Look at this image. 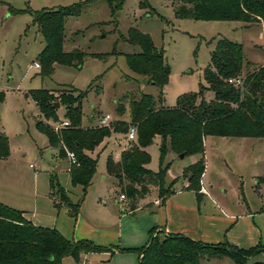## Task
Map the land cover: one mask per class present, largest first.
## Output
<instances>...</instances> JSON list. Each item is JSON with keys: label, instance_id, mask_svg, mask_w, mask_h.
<instances>
[{"label": "rangeland", "instance_id": "obj_1", "mask_svg": "<svg viewBox=\"0 0 264 264\" xmlns=\"http://www.w3.org/2000/svg\"><path fill=\"white\" fill-rule=\"evenodd\" d=\"M79 1L88 0H0V91L4 93V100L0 103V133L7 137L10 151L8 160H0V181L12 169L15 176L29 183L37 176L38 182L47 188L53 177L72 198L80 195V186L70 184L65 170L66 161L57 157L54 146L46 147L45 135L35 128L36 121L40 119L52 128L65 120V106L59 104L55 107L58 120H46L27 95L29 90L65 91L71 87L78 91L87 90L80 101L83 126L96 124L105 114L110 115V121L105 126L113 128L117 121L129 124L131 98L138 97L142 92L159 95V89L149 83L146 76L132 71L127 65L125 55L140 52L138 45L127 41L131 27L151 37L154 45L162 50L164 62L169 66L168 82L162 89L164 106H174L178 95L195 92L205 84L203 70L209 65L211 51L220 36L242 44L250 65L244 68L241 76L264 61V37L256 25L260 21L245 27L240 21L179 18L175 16L174 5L168 0H147L146 8L140 7L142 0H124L112 15L106 0L88 4L90 0L78 16L67 17L64 23L63 49L70 51L78 48L88 53L83 63L79 67L55 64L52 74L43 77L40 69L31 67L44 46L31 13ZM91 53H104L105 56L95 58ZM204 97L209 100L213 93L206 91ZM118 103L123 105L122 113L117 111ZM126 133L112 131L102 145L91 151V156L97 160L93 175L96 186L107 184L111 187L109 202L123 213L130 214L133 211L131 199L116 202L122 192L121 186L114 176L106 174V158L122 148L127 141ZM160 143L161 139L156 136L145 148L150 155L146 167L153 172L160 168ZM203 154L204 161L208 163V169L206 171L205 168L203 174L208 195L203 202L207 199L213 203L208 206H217L216 209L221 208L223 213L234 212L235 216L250 210L256 214L254 220L264 232V210L256 213L264 206V181H259L260 177H264V137L207 135ZM194 155L180 158L167 150L161 165L165 169L164 180L173 182L180 176L176 186L182 185L181 172L191 163ZM104 176H107L105 181L102 180ZM150 187L151 191L144 196L143 202H152L156 190L158 196V188ZM119 243L118 240L115 242ZM85 258L89 264H137V253L133 251L115 252L113 255L93 253ZM82 260L83 257L78 264ZM256 261L264 264V252L252 255L245 264ZM202 264L233 263L229 258L222 257L209 261L204 258Z\"/></svg>", "mask_w": 264, "mask_h": 264}, {"label": "trees", "instance_id": "obj_2", "mask_svg": "<svg viewBox=\"0 0 264 264\" xmlns=\"http://www.w3.org/2000/svg\"><path fill=\"white\" fill-rule=\"evenodd\" d=\"M88 1H79L57 9H42L32 12L33 23L41 34L44 46L37 54L40 74L50 76L55 64L80 66L88 53L75 48L63 49L64 23L69 16H78ZM113 15L124 0H106ZM174 5L179 18L194 20H222L252 23L260 21L264 32L263 0H168ZM147 7V0L139 3ZM18 12V11H16ZM127 41L138 45L140 52L126 54L128 67L149 80L159 89V95L141 93L130 100V123L136 125V140L130 141L115 161L106 158V171L113 175L121 186V193L132 201L148 192L150 186L158 188L162 200L170 193V186L164 187L165 169L161 167L167 150L184 156L199 154L200 158L185 167L182 175L187 178L186 189L192 190L198 200L201 193V176L205 161L204 137H264V64L246 73L242 89L228 79L242 75L250 65L241 43L224 36L216 39L210 54L209 65L203 70L205 84L195 92H186L176 98L174 106L163 105L162 89L168 82L169 66L164 62L163 52L158 49L148 34L131 27ZM95 58H104V53H91ZM242 77V76H241ZM212 92L206 100L204 93ZM77 92V93H76ZM76 93V94H75ZM87 93L69 88L53 91L45 88L31 89L27 95L35 102L38 111L46 120L57 119L55 103L65 106V120L69 125L58 132L43 119L35 127L46 135L50 145H59L61 156L66 151L74 153L69 177L71 185L82 186V197L72 203L63 189L50 179L51 195L57 193L59 200L67 206L72 217L77 215L81 200L96 171L97 160L87 152L93 151L112 131L126 133L129 124L117 121L110 126L82 127L81 98ZM4 93L0 91V103ZM117 111L122 113L123 105L118 103ZM158 136L160 143V168L153 172L146 167L150 155L145 148ZM8 139L0 133V159L9 156ZM153 228L147 243L135 249L140 255L139 264H199L204 258H229L233 264H245L247 259L264 251L260 244L250 248L224 244H206L180 234H167L159 238ZM118 249V248H116ZM120 250H128L119 248ZM111 251L109 247L97 245L90 240H73L64 237L54 228L32 224L22 212L0 202V264H61L65 256L79 261L81 254ZM250 264H262L253 262Z\"/></svg>", "mask_w": 264, "mask_h": 264}, {"label": "crops", "instance_id": "obj_3", "mask_svg": "<svg viewBox=\"0 0 264 264\" xmlns=\"http://www.w3.org/2000/svg\"><path fill=\"white\" fill-rule=\"evenodd\" d=\"M94 1L96 0H91L88 4ZM249 24L244 23L243 26H250ZM256 25L258 28L260 27V34L264 37L262 23L257 22ZM263 64L264 61L260 63V65ZM89 126H98V122ZM89 126L82 125V127ZM37 131L40 132L39 130ZM105 139L106 138H104L99 145H102ZM126 139L127 141L123 143L121 149L117 150L114 155L109 154L108 156H111L117 161L121 151L127 148L130 143L127 137ZM205 140L206 136L204 137L203 143ZM46 141V147L54 146L57 150V157L66 161L65 170L68 173L70 182V161L67 156L64 157L60 155L59 145H50L47 137ZM87 153L91 156V152ZM9 157L10 153L7 158L0 160H8ZM192 157L193 159L189 165L196 162L200 158V155L195 154ZM205 168L207 171V160H205ZM204 172L202 173L200 181L202 193L200 200H198L196 194L192 190L186 189L188 184L186 177L183 176L184 183H182V185L176 186L178 178L180 177L177 176L175 179L171 178L174 179L173 182L171 180H164V187L170 186V193L165 196L161 204V198L157 196V190L156 197L152 202H143L144 196L151 191V187H149L146 194L137 196L134 201L131 200L134 207L131 208L133 211L129 212L130 214L123 213L122 210H118L116 205L111 204L108 196V191L111 187L107 184H105V186H96L92 177L91 183L87 187L85 195L81 200L77 215L72 217L64 202L59 200V195L57 193H54L57 198L55 200L52 199L50 180L48 188L38 182L37 176L33 177L32 183H29L23 178L15 176L14 170L12 169L10 174L4 173L5 176L1 178L0 202L19 210L26 220L36 226L54 228L66 238L75 241L86 239L97 245L109 247L111 249V251L83 253L80 259L83 257L84 260H87L85 257L93 253L113 255L115 252L133 251L137 253V264H139L140 255L135 249L147 243L153 228H155L154 230L158 235L180 234L206 244H224L228 241V244L231 243L230 245L243 249L256 246L257 244L264 247V232L262 227L258 223L256 224L254 220L256 214H253L249 210L246 214H238L235 216V214H233L234 212L223 213L221 208L216 209L218 208L217 206H208V204L212 205L213 203L211 204V201L208 202L207 199L203 202V199L205 200L208 195V191L203 184ZM106 174L113 176L107 172ZM51 178L53 179V177ZM106 179L107 176L102 177L103 181ZM259 181L263 182L264 177H260ZM53 182L63 189L65 196L70 202L76 203L82 197L81 185H79L81 191L80 195L76 198H72L70 193L66 191L57 180L53 179ZM155 189H157V187H155ZM126 199L129 198L127 196L124 200H120L119 198L116 202L125 201ZM263 210L264 206L260 207L256 213L262 212ZM242 221L243 223L240 224ZM250 222H252V224ZM117 240L120 242L119 244H115ZM119 248L128 250H120ZM69 259L70 256L63 257L61 264H78L79 262H76L72 257L70 260L71 262H69ZM206 259L209 261L211 258ZM199 264H202V259Z\"/></svg>", "mask_w": 264, "mask_h": 264}, {"label": "built area", "instance_id": "obj_4", "mask_svg": "<svg viewBox=\"0 0 264 264\" xmlns=\"http://www.w3.org/2000/svg\"><path fill=\"white\" fill-rule=\"evenodd\" d=\"M31 67H35L37 69L41 68V65L39 62L35 61L33 62V64L31 65ZM243 81H244V77L240 76L237 78H230L228 79L229 83H234L237 87L242 89L243 86ZM110 121V115L109 114H105L104 116H102L99 121H98V126H105L108 124V122ZM69 122L68 120H63L61 121L59 124H56L53 126V130L55 132H58L62 127L68 126ZM127 138L131 141L134 140L136 138V125L134 124H129L128 127V131H127ZM66 156L68 158V160L70 161V163L75 162V156L74 153L71 151H66ZM52 199H56V195L52 194L51 195ZM125 195L124 194H120L119 198L120 200H124L125 199ZM79 264H89L87 260H82L81 263Z\"/></svg>", "mask_w": 264, "mask_h": 264}, {"label": "water", "instance_id": "obj_5", "mask_svg": "<svg viewBox=\"0 0 264 264\" xmlns=\"http://www.w3.org/2000/svg\"><path fill=\"white\" fill-rule=\"evenodd\" d=\"M263 1H264V0H263ZM58 106H59V103L56 102V103H55V107H58ZM178 156H179L180 158H182V157H184V154H183V153H180ZM132 207H134V204L131 205V208H132Z\"/></svg>", "mask_w": 264, "mask_h": 264}]
</instances>
